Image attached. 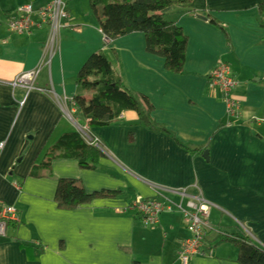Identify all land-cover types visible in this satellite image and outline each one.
Instances as JSON below:
<instances>
[{
  "label": "crops",
  "instance_id": "crops-1",
  "mask_svg": "<svg viewBox=\"0 0 264 264\" xmlns=\"http://www.w3.org/2000/svg\"><path fill=\"white\" fill-rule=\"evenodd\" d=\"M51 1L0 0V202L18 217L0 235V264H179L189 239L182 215L164 213L146 228L130 208L160 198L183 210L201 201L209 209V257L189 264H238V250L217 243L218 235L264 253V0H193L172 11L168 22L185 39L179 74L147 52L142 34L104 35L87 0H61L68 18L49 65L35 90L12 88L42 60L48 27L34 16L25 37L8 21L20 7L38 11ZM93 55L106 59L148 120L125 111L106 126L90 123L78 103L86 106L101 89L78 86L76 77ZM218 63L237 86L232 118L207 85ZM72 134L96 140L91 148L101 157L92 169L58 158L57 142ZM63 180L88 195H119L61 211L54 194Z\"/></svg>",
  "mask_w": 264,
  "mask_h": 264
},
{
  "label": "trees",
  "instance_id": "trees-1",
  "mask_svg": "<svg viewBox=\"0 0 264 264\" xmlns=\"http://www.w3.org/2000/svg\"><path fill=\"white\" fill-rule=\"evenodd\" d=\"M87 1L104 35L123 38L133 33H140L145 38L146 50L149 54L164 59L167 70L175 74L181 72L185 39L181 31L169 23L168 19L172 11L190 5L193 0ZM212 24L214 25L213 22ZM94 74L98 75V78L93 81L88 80V77ZM76 84L81 87L98 84V89H101L97 90L95 97L86 106L82 102L78 103L92 125L106 126L125 111L135 112L140 120H148L145 112L141 110V102L121 88L119 80L102 55H93L88 59L76 77ZM104 114H108L109 117L104 118ZM55 149L60 152L58 158L75 160L78 166L85 170L92 169L97 159L101 157L97 150L89 147L74 134L63 136L57 142ZM52 155L47 165L54 160ZM118 195L119 192L88 195L80 183L63 180L57 182L54 203L59 210L71 212L95 200L113 199ZM217 237V243L230 244L238 250V264H264V253L244 240L221 235Z\"/></svg>",
  "mask_w": 264,
  "mask_h": 264
},
{
  "label": "built area",
  "instance_id": "built-area-1",
  "mask_svg": "<svg viewBox=\"0 0 264 264\" xmlns=\"http://www.w3.org/2000/svg\"><path fill=\"white\" fill-rule=\"evenodd\" d=\"M34 16L41 21V24L48 27V35L39 65L34 70L17 75L12 84V88H21L26 92L35 90L33 85L40 71L49 65L51 56L56 52L58 33L62 28L61 23L68 18L65 5L61 0H52L48 6L38 11H34L31 6H23L16 10L14 16L10 17L8 21L10 31L16 35L29 37L31 30L36 27L32 21ZM262 21H264V13ZM45 59H47L46 63ZM207 83L209 89L220 93L226 108L225 116L232 118L238 111V103L233 98L237 86L231 78L228 67L224 63H218L210 73ZM83 136L88 146L97 148L96 140L87 134H83ZM130 208L140 217L142 225L146 228L155 227L162 214L170 213L173 210L178 211L182 215V220L189 233V239L180 246L178 263L189 264L194 259L204 260L209 257L205 243L207 235L212 232V228L205 223L208 207L202 201L194 205L189 204L188 209L183 210L165 198H160V200L138 199L132 203ZM5 224H18L17 212L14 208L0 202V235L3 234Z\"/></svg>",
  "mask_w": 264,
  "mask_h": 264
},
{
  "label": "rangeland",
  "instance_id": "rangeland-1",
  "mask_svg": "<svg viewBox=\"0 0 264 264\" xmlns=\"http://www.w3.org/2000/svg\"><path fill=\"white\" fill-rule=\"evenodd\" d=\"M62 3H63V2H62ZM10 12L12 13V10H11ZM96 144H97V143H96ZM91 147H93V146H91ZM97 147H98V144H97ZM208 210H209V209H208ZM205 219H206V222H205V223L211 228V226H210V224H209V221H208V215L205 217ZM157 225H158V224H157ZM157 225H156V226H157ZM156 226H155V227H156ZM153 228H154V227H153ZM208 235H209V234H208ZM208 235H207V236H208Z\"/></svg>",
  "mask_w": 264,
  "mask_h": 264
},
{
  "label": "water",
  "instance_id": "water-1",
  "mask_svg": "<svg viewBox=\"0 0 264 264\" xmlns=\"http://www.w3.org/2000/svg\"><path fill=\"white\" fill-rule=\"evenodd\" d=\"M206 155V154H205Z\"/></svg>",
  "mask_w": 264,
  "mask_h": 264
}]
</instances>
